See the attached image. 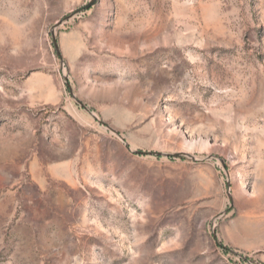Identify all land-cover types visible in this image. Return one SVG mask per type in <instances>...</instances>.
I'll list each match as a JSON object with an SVG mask.
<instances>
[{
	"label": "rangeland",
	"instance_id": "374dc122",
	"mask_svg": "<svg viewBox=\"0 0 264 264\" xmlns=\"http://www.w3.org/2000/svg\"><path fill=\"white\" fill-rule=\"evenodd\" d=\"M0 264H264V0H0Z\"/></svg>",
	"mask_w": 264,
	"mask_h": 264
}]
</instances>
